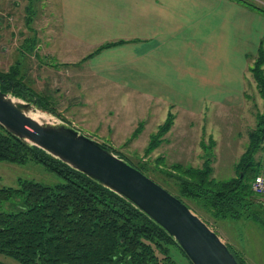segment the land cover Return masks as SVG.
<instances>
[{
  "label": "trees",
  "instance_id": "1",
  "mask_svg": "<svg viewBox=\"0 0 264 264\" xmlns=\"http://www.w3.org/2000/svg\"><path fill=\"white\" fill-rule=\"evenodd\" d=\"M238 1L264 12V5L253 0ZM33 38L30 46L34 44ZM120 42L103 43L95 51ZM249 70L260 96L264 97V47L259 46ZM0 89L26 100L36 99L38 108L64 119L53 97L31 86L19 60L6 70L0 69ZM173 119V113L168 111L164 121L150 135L144 147L145 155L159 146ZM142 128L143 122H139L128 140L136 138ZM102 143L124 157L112 145ZM262 148L264 111H258L256 125L248 132V143L236 162L235 176L212 177L210 157L199 166L174 162L163 169L164 159L160 156L156 163L173 181L176 187L173 194L208 225L207 216L214 220L250 218L264 227V204L257 201L259 196L251 188L252 180L261 170V161L255 155ZM1 160L34 161L60 179L54 184L18 179L17 186L0 185V253L20 264H181L174 257L173 248L192 264L174 238L132 203L0 124ZM130 164L152 178L144 163ZM8 202L13 209L4 208ZM226 244L238 264H248L240 253Z\"/></svg>",
  "mask_w": 264,
  "mask_h": 264
},
{
  "label": "crops",
  "instance_id": "2",
  "mask_svg": "<svg viewBox=\"0 0 264 264\" xmlns=\"http://www.w3.org/2000/svg\"><path fill=\"white\" fill-rule=\"evenodd\" d=\"M253 1L264 5V0ZM55 4L60 41L39 57L41 78L64 85L71 100L85 94L88 101L97 85L114 87L131 98L134 107L140 101L159 108L162 122L168 111L175 120L178 108L192 114L200 113L207 101L232 103L245 80L252 79L249 68L259 46L264 47V12L238 0H55ZM120 40L95 51L103 43ZM62 70L67 73L59 78ZM59 88L53 90L61 96ZM174 125L175 121L171 128ZM255 229H247L245 244L233 237L232 247L230 239H222L248 264H264V249L249 252Z\"/></svg>",
  "mask_w": 264,
  "mask_h": 264
},
{
  "label": "rangeland",
  "instance_id": "3",
  "mask_svg": "<svg viewBox=\"0 0 264 264\" xmlns=\"http://www.w3.org/2000/svg\"><path fill=\"white\" fill-rule=\"evenodd\" d=\"M55 9V0H0V69L6 70L19 60L21 70L31 86L41 93H47L50 98L54 96L56 108L65 121L85 134L112 145L128 162L144 163L148 168L147 173L171 193L176 192V187L160 171L162 166H157L156 158L159 156L164 159L163 169L174 162L199 166L206 157H210L212 177L226 179L235 176V165L248 143V132L256 125V113L264 111V97L260 96L256 83L254 85L253 76L252 79L245 80L242 93L228 105H211L207 101L200 113L192 114L181 108L175 109V125L167 131L168 134L165 133L167 140L145 155L144 147L150 135L157 129L158 123L162 122L159 108L147 106L140 101L134 107L131 98H124L119 90L105 85L92 88L88 101L85 100V94H79L80 99L71 100L64 85L54 84L55 79L50 77L41 78L43 73L37 66L39 57L51 44L60 41ZM33 37L35 41L30 46ZM65 73L67 72L62 70L59 78ZM79 80L76 84L80 88ZM58 86L63 92L61 96L53 90ZM72 88L75 90L74 85ZM30 114L36 116L38 113L31 111ZM43 114L46 117L51 115L46 111ZM139 122L144 123L142 131L136 138L128 140ZM255 158L261 161L258 174H264V148L257 151ZM18 179H31L47 184L60 180L54 172L40 163L30 160L25 163L1 160L0 185L17 186ZM258 196L257 201L264 204V193ZM4 208L13 209L9 202L4 204ZM207 219L210 227L217 230L224 240L230 239L231 243L233 237H236L245 244L247 229L255 227V233L259 237L251 233L249 252L253 253L257 247L264 249V231L259 229L260 226L254 220H214L209 216ZM231 245L234 247V242ZM235 251L240 253L238 249ZM172 252L178 262L188 264L176 249L173 248ZM0 263L20 264L3 253H0Z\"/></svg>",
  "mask_w": 264,
  "mask_h": 264
},
{
  "label": "water",
  "instance_id": "4",
  "mask_svg": "<svg viewBox=\"0 0 264 264\" xmlns=\"http://www.w3.org/2000/svg\"><path fill=\"white\" fill-rule=\"evenodd\" d=\"M35 101L0 89V124L132 203L174 238L192 264H238L226 242L184 201L101 141L57 115L46 117Z\"/></svg>",
  "mask_w": 264,
  "mask_h": 264
},
{
  "label": "built area",
  "instance_id": "5",
  "mask_svg": "<svg viewBox=\"0 0 264 264\" xmlns=\"http://www.w3.org/2000/svg\"><path fill=\"white\" fill-rule=\"evenodd\" d=\"M251 188L257 194L264 193V174H258L255 176L251 182Z\"/></svg>",
  "mask_w": 264,
  "mask_h": 264
},
{
  "label": "clouds",
  "instance_id": "6",
  "mask_svg": "<svg viewBox=\"0 0 264 264\" xmlns=\"http://www.w3.org/2000/svg\"><path fill=\"white\" fill-rule=\"evenodd\" d=\"M254 187V186H253Z\"/></svg>",
  "mask_w": 264,
  "mask_h": 264
}]
</instances>
